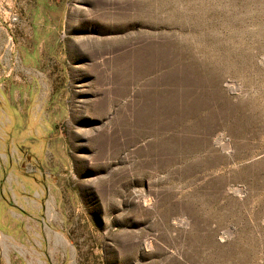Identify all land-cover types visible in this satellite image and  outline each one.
Returning a JSON list of instances; mask_svg holds the SVG:
<instances>
[{
	"label": "rangeland",
	"instance_id": "rangeland-1",
	"mask_svg": "<svg viewBox=\"0 0 264 264\" xmlns=\"http://www.w3.org/2000/svg\"><path fill=\"white\" fill-rule=\"evenodd\" d=\"M0 200V264H264V0H0Z\"/></svg>",
	"mask_w": 264,
	"mask_h": 264
},
{
	"label": "crops",
	"instance_id": "crops-1",
	"mask_svg": "<svg viewBox=\"0 0 264 264\" xmlns=\"http://www.w3.org/2000/svg\"><path fill=\"white\" fill-rule=\"evenodd\" d=\"M11 228H12V225H9V220H7V218L4 214L3 203L0 200V231H2V232L6 231V232L10 233L12 231ZM19 261H21V260L19 259ZM37 263L45 264V262L41 261L40 259L38 260ZM8 264H12V263L10 262ZM25 264H34V262H28V260H27V262H25Z\"/></svg>",
	"mask_w": 264,
	"mask_h": 264
},
{
	"label": "bare ground",
	"instance_id": "bare-ground-1",
	"mask_svg": "<svg viewBox=\"0 0 264 264\" xmlns=\"http://www.w3.org/2000/svg\"><path fill=\"white\" fill-rule=\"evenodd\" d=\"M3 104V103H2ZM3 106V105H2ZM4 107H5V110H6V112L8 113V114H10L11 116L13 115L12 114V111L8 108V106H7V104L6 103H4ZM4 110V111H5ZM15 121V120H14ZM11 122V121H10ZM33 123V122H32ZM10 124H12V122L10 123ZM34 124V123H33ZM12 126V125H11ZM7 128V127H6ZM39 132V131H38Z\"/></svg>",
	"mask_w": 264,
	"mask_h": 264
}]
</instances>
